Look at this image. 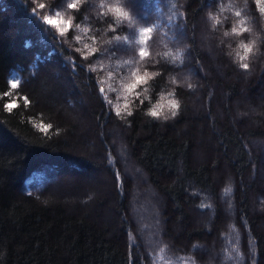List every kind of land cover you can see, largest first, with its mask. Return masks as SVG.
Masks as SVG:
<instances>
[{"label":"trees","instance_id":"16d2710c","mask_svg":"<svg viewBox=\"0 0 264 264\" xmlns=\"http://www.w3.org/2000/svg\"><path fill=\"white\" fill-rule=\"evenodd\" d=\"M142 2L0 0V264H264V0Z\"/></svg>","mask_w":264,"mask_h":264},{"label":"rangeland","instance_id":"374dc122","mask_svg":"<svg viewBox=\"0 0 264 264\" xmlns=\"http://www.w3.org/2000/svg\"><path fill=\"white\" fill-rule=\"evenodd\" d=\"M147 5H149V0H143L142 6L147 7ZM141 9H143V8L141 7ZM46 17L48 18V20L45 19L47 22L48 21H56V23H52V24L57 25L59 28H61L60 24L62 23V19L60 17H58L56 15H54V16L47 15ZM200 27H202V33L201 32L199 33V38L204 43H203V45L200 44L199 47L202 49H205V47L208 49H210V48L213 49L214 44L211 41V38H209L207 36L206 26H200ZM179 32H180L178 34L179 38L180 39L184 38L185 36H184L183 29H181ZM205 34H206V36H205ZM149 41H150V38H149ZM206 42L208 43V46H207ZM160 46H162V44L158 45V47H160ZM180 70H182V71L184 70L183 73L186 72L187 77L194 78V75H195L194 69L192 67H189L186 63L184 65V67H182ZM182 82H184V81H182ZM185 85H186V81H185ZM261 103H264V102H261ZM200 106H201L200 104L194 103V108L195 107L199 108ZM257 110L258 109H253L250 116L253 117V116H256L257 114H260V113H258ZM256 144L261 146V147H259L260 153H261V155L263 153L262 159L264 160V141L263 140L261 142L256 141ZM120 157H122V156H120ZM128 172H130V171L127 170V173ZM80 173L81 174L88 173L92 177H94V176L96 177L97 175H99L98 172H89L86 169L80 171ZM134 182L136 184L135 187H137L139 193H138V196L134 195L133 201H131L129 208H128V211H129V215H131L133 220H135L138 224L139 229L137 228V233L139 234V236H141L142 241H144V243L149 245V244H152L151 241L154 237L158 238L159 234L162 233L160 231V223H158L156 220L157 213H156V211L152 205V202L150 200H148V197H149L148 192H146V190L141 186L142 183L140 181H137V178L136 179L134 178ZM226 204H227L226 207L229 209V214H231L233 216L234 213L230 207V204H228L227 201H226Z\"/></svg>","mask_w":264,"mask_h":264},{"label":"snow or ice","instance_id":"6c2138e0","mask_svg":"<svg viewBox=\"0 0 264 264\" xmlns=\"http://www.w3.org/2000/svg\"><path fill=\"white\" fill-rule=\"evenodd\" d=\"M259 3H260V0H257V4H259ZM40 7L42 8V7H44V5H40ZM68 7H69V8H75L76 5L73 3V4H69ZM116 11H117V12H120V9L117 8ZM260 11H261L262 13H264V7H261V8H260ZM121 15H126V13H121ZM239 15H240V13L238 12V13H237V16H239ZM45 19L48 20L47 17H46ZM48 22H49V23H56V21H48ZM143 31H144V32H150L151 29H144ZM116 39H119V37H116ZM245 47L248 48V50H250V48H249L248 46H245ZM140 55L143 57L144 55H146V53H145L143 50H141ZM241 67H243L244 69H247V68H248V64H246V63H245V64H242ZM137 82H139V78H138ZM16 86H17L16 83L13 82V83H12V87L15 88ZM132 87H135V85H133ZM9 107H11V105H9ZM171 107H172L173 109H175L176 107H178V105H177V103H176L175 101H172V102H171ZM151 114H152L153 116H156V115H158V112L153 111ZM172 115H173V116L176 115V112L173 111V112H172Z\"/></svg>","mask_w":264,"mask_h":264}]
</instances>
